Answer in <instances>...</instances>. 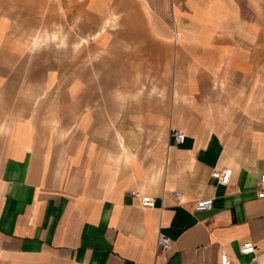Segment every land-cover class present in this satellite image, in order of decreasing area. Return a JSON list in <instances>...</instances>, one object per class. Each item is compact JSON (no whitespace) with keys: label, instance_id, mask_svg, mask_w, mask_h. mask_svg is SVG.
Masks as SVG:
<instances>
[{"label":"crops","instance_id":"1","mask_svg":"<svg viewBox=\"0 0 264 264\" xmlns=\"http://www.w3.org/2000/svg\"><path fill=\"white\" fill-rule=\"evenodd\" d=\"M214 2L221 29L191 34L170 104L127 96L105 117L75 81L53 125L52 110L0 95V264H223L222 251L227 264H264V0ZM27 45L0 28L1 82L19 75ZM224 167L227 184L211 176ZM201 198L212 207L194 210ZM159 232L172 240L166 253Z\"/></svg>","mask_w":264,"mask_h":264},{"label":"rangeland","instance_id":"2","mask_svg":"<svg viewBox=\"0 0 264 264\" xmlns=\"http://www.w3.org/2000/svg\"><path fill=\"white\" fill-rule=\"evenodd\" d=\"M214 1L0 0V28L8 25L28 44L27 62L12 83L0 81V95L21 111L52 110L53 125L56 110L65 109L59 94L74 92L75 81L97 95L85 108L105 117L127 96L170 104L178 72H189L178 65L191 57V34L206 24L221 29ZM200 11L211 20L197 19Z\"/></svg>","mask_w":264,"mask_h":264},{"label":"built area","instance_id":"3","mask_svg":"<svg viewBox=\"0 0 264 264\" xmlns=\"http://www.w3.org/2000/svg\"><path fill=\"white\" fill-rule=\"evenodd\" d=\"M171 136L176 143H180L184 140L185 135L181 131L171 128ZM232 169L230 167H224L222 169H214L211 172V176L216 178L221 184H227L230 181ZM257 196L262 198L264 196V172H261L257 181ZM133 195H137L136 192H132ZM178 202H181L182 195L179 192L175 193ZM141 206L152 207L154 205V198L150 195L143 194L140 196ZM212 207V198H201L193 204L194 210H208ZM157 247L159 253H166L172 247V240L164 233L159 232L157 235ZM252 248L251 243L244 244L241 248V252H246ZM221 262L227 264L228 258L224 251L221 253Z\"/></svg>","mask_w":264,"mask_h":264}]
</instances>
